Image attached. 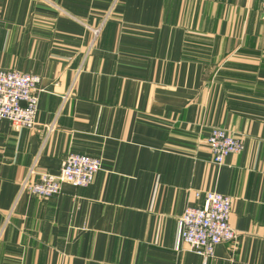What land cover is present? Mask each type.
I'll return each mask as SVG.
<instances>
[{"label": "crops", "instance_id": "obj_1", "mask_svg": "<svg viewBox=\"0 0 264 264\" xmlns=\"http://www.w3.org/2000/svg\"><path fill=\"white\" fill-rule=\"evenodd\" d=\"M0 69L38 75L36 126L0 120V264H264V15L259 0H0ZM213 127L243 139L214 163ZM86 187L20 191L68 153ZM232 197L237 236L183 249L195 193Z\"/></svg>", "mask_w": 264, "mask_h": 264}, {"label": "built area", "instance_id": "obj_2", "mask_svg": "<svg viewBox=\"0 0 264 264\" xmlns=\"http://www.w3.org/2000/svg\"><path fill=\"white\" fill-rule=\"evenodd\" d=\"M264 15V0H259ZM38 75L16 70L0 69V120H7L15 128L33 129L39 94L43 91ZM207 145L214 163L220 164L230 154L240 153L243 139L225 129L213 127ZM101 169L98 157L68 153L57 173L31 169L21 182L20 191L39 197L60 192L64 183L86 187ZM201 205L186 206L178 218V238L183 249L203 257H212L217 244L233 242L237 236L229 222L232 197L218 192L195 193Z\"/></svg>", "mask_w": 264, "mask_h": 264}]
</instances>
